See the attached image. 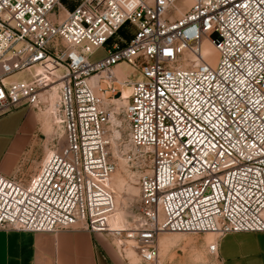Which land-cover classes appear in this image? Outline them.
Here are the masks:
<instances>
[{
  "label": "built area",
  "instance_id": "obj_1",
  "mask_svg": "<svg viewBox=\"0 0 264 264\" xmlns=\"http://www.w3.org/2000/svg\"><path fill=\"white\" fill-rule=\"evenodd\" d=\"M63 1L0 0V117L44 107L65 142L27 180L0 173V229L106 233L139 264H163L164 232H264V0ZM125 99L151 168L140 221L119 229L110 147Z\"/></svg>",
  "mask_w": 264,
  "mask_h": 264
},
{
  "label": "crops",
  "instance_id": "obj_2",
  "mask_svg": "<svg viewBox=\"0 0 264 264\" xmlns=\"http://www.w3.org/2000/svg\"><path fill=\"white\" fill-rule=\"evenodd\" d=\"M122 67L124 65H120V68ZM13 113L21 114V116L16 119L0 117V142L2 141L5 145V151L0 159V173L10 177L13 176L21 160L26 156L30 158L31 147L34 143H39L36 136L46 124L43 114L35 107L21 106ZM51 119L54 124L52 115ZM24 137L26 141L23 142ZM41 154L43 150L37 153L31 166L22 171L18 179H28L36 169V163ZM9 157L12 160L6 164ZM202 234L204 235L199 240L188 242V244L185 242L180 244V241L174 244V237L160 235L158 238L160 257L163 256L161 251L164 253L169 249L167 252H170L177 246L185 248L192 255L180 256L177 264H264V232H237L223 237ZM210 241L217 242L218 251L215 255L212 254L213 256H206L207 253L211 254L208 248ZM199 254L203 256H198ZM204 256L206 260L201 259ZM132 258L127 256L126 249L122 251L116 238L102 232L93 233L78 227L55 233L0 229V264L140 263L138 255L137 261Z\"/></svg>",
  "mask_w": 264,
  "mask_h": 264
},
{
  "label": "rangeland",
  "instance_id": "obj_3",
  "mask_svg": "<svg viewBox=\"0 0 264 264\" xmlns=\"http://www.w3.org/2000/svg\"><path fill=\"white\" fill-rule=\"evenodd\" d=\"M72 1L73 0H64L63 3L68 8H72L75 5L74 3H72ZM59 13H61V15H64L65 11L61 8L59 9ZM121 34L129 38L126 32H124V30L121 32ZM105 54H106V49L100 48L94 52V54L91 56V60L94 61L100 59L103 56H105ZM188 58L189 56L184 54L181 56L180 60L183 61L184 63ZM123 69L127 71L129 69V66L124 65ZM134 75L135 74L133 73L132 77H134ZM28 78L29 76L27 73H17L10 76L8 79L21 81V80H26ZM126 102L127 100H122L118 104L121 113L118 116V118H116L115 124L117 125L121 124L120 130H117L116 127L113 128L114 130V132L112 133L113 141L110 147V152H111V159L116 163L117 168L114 174L112 175L109 184L111 188H113L115 191V199L117 202V207H116L117 212L112 220L118 222L120 225L124 227H133L140 221V213H139L140 212L139 211L140 177L143 174L149 173L151 168V160L148 154H145L144 150L141 151L135 148L129 141L128 123L124 119L122 114V109ZM36 110L41 114H43L42 116H44L43 118L46 120L45 122L46 124H44L45 127H43L42 131L38 132L36 136L39 143H34L32 147L30 146L32 150L30 158L26 156L23 160H21V162L17 165V168L15 169L13 176L11 177L19 178L22 175V171H24L27 167L31 166L33 159H35L37 156V153L43 150V154H41L39 159L37 160L36 169L31 173L32 175L34 172L38 170L42 160L54 145L62 146L65 143L64 129L62 128V126H57L53 124L49 109L43 107L40 109L36 108ZM14 111L1 117L7 119L19 118L21 114L18 115L16 113H13ZM24 140L26 141V137L23 138V142ZM21 144L23 145L22 142ZM4 147L5 145L1 141L0 159L5 151ZM10 160H12L11 157L7 158L6 164H8ZM162 234H166L168 236L170 235L174 237L173 239L174 244L179 241L181 242L180 244H182L183 242L188 244V242H194L199 240V238L204 235V234L182 233L179 234L178 237H175V235L177 234L171 232H164ZM215 236L216 234L213 235V237ZM126 249H133V248H131L130 245H127ZM167 251H165L162 254L163 256L161 255L162 256L161 258H163L162 262L164 264H177L178 258H180V256H192L191 253H188L185 248H180L177 246L174 247L170 252ZM127 256H132L133 257L132 259H135L137 261L134 249L128 250ZM193 256H195V254ZM198 256H203V255L199 254ZM206 256H213V255L207 253ZM206 256L202 257L201 259L206 260L207 259Z\"/></svg>",
  "mask_w": 264,
  "mask_h": 264
},
{
  "label": "bare ground",
  "instance_id": "obj_4",
  "mask_svg": "<svg viewBox=\"0 0 264 264\" xmlns=\"http://www.w3.org/2000/svg\"><path fill=\"white\" fill-rule=\"evenodd\" d=\"M206 53H212V54H214V55H216V50H215V48L212 46V45H208L207 47H206ZM118 71H120L121 70V68H120V66L118 67V69H117ZM129 89H126L125 91H124V97L126 98L127 96H128V94H129ZM126 100V99H125ZM119 103V102H118ZM116 109H118V106L116 107ZM110 183V182H109ZM117 203V202H116ZM116 212H117V210L115 211V214H114V216L116 215ZM113 216V217H114ZM113 219V218H112ZM111 219V223H110V226L112 227V228H119V229H122V228H124V226H122V225H120L118 222H116V221H114V220H112ZM124 225V224H123ZM174 234H177V235H175V237H178L179 236V234H182V233H174ZM207 234H214V233H210V232H208ZM208 238V237H207ZM163 250H164V248H162ZM161 249V250H162ZM128 250H133V249H126V253H128ZM134 252H135V250H134ZM135 254H136V258H137V253L135 252ZM161 254H163V252L161 253ZM130 258H132V256H129Z\"/></svg>",
  "mask_w": 264,
  "mask_h": 264
}]
</instances>
